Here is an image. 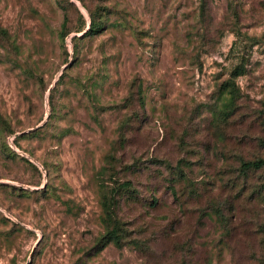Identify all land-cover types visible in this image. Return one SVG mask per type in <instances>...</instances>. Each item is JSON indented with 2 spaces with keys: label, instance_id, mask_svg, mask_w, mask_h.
<instances>
[{
  "label": "rangeland",
  "instance_id": "1",
  "mask_svg": "<svg viewBox=\"0 0 264 264\" xmlns=\"http://www.w3.org/2000/svg\"><path fill=\"white\" fill-rule=\"evenodd\" d=\"M0 264H264V0H0Z\"/></svg>",
  "mask_w": 264,
  "mask_h": 264
},
{
  "label": "trees",
  "instance_id": "2",
  "mask_svg": "<svg viewBox=\"0 0 264 264\" xmlns=\"http://www.w3.org/2000/svg\"><path fill=\"white\" fill-rule=\"evenodd\" d=\"M64 23V27H65ZM103 29V24L98 22L95 17H93L90 28L84 33V36L88 35H95L98 34L101 30ZM65 35V32H64ZM244 73V68L237 67L233 72L231 78H236L241 76ZM229 86V85H228ZM233 92V90H231ZM243 166L246 168H251V167H258L260 166L259 163L257 162H245L243 163ZM123 185H122V190H123ZM115 204L113 203V200L111 199H106L103 202V211H104V222L108 225L111 226L110 230L108 233L105 235V242H110L114 241L118 245L123 244V238H124V233H123V226H122V232H121V225L120 221L116 218V211L114 209Z\"/></svg>",
  "mask_w": 264,
  "mask_h": 264
}]
</instances>
